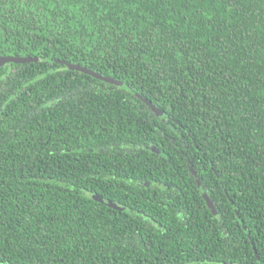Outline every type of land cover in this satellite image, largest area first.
<instances>
[{"label":"trees","instance_id":"16d2710c","mask_svg":"<svg viewBox=\"0 0 264 264\" xmlns=\"http://www.w3.org/2000/svg\"><path fill=\"white\" fill-rule=\"evenodd\" d=\"M5 57L0 264H264V0H0Z\"/></svg>","mask_w":264,"mask_h":264},{"label":"water","instance_id":"95a60500","mask_svg":"<svg viewBox=\"0 0 264 264\" xmlns=\"http://www.w3.org/2000/svg\"><path fill=\"white\" fill-rule=\"evenodd\" d=\"M39 59L37 58H20V57H5V58H0V67L1 66H4L6 64H9V63H15V64H24V63H33V62H38ZM62 63V62H61ZM67 64V63H66ZM67 66L70 68V69H74V70H78V71H81L85 74H88L96 79H99V80H103L105 82H108V83H112V84H116V85H120V82L119 81H116L112 78H109V77H105V76H102L101 74L99 73H96L94 71H91L87 68H84L82 66H78V65H71V64H67ZM145 102L147 103V105H149L156 113H160V110H158L151 102L145 100ZM94 199H96L97 201L105 204L106 206L110 207V208H114V209H117V210H124V208L122 207H119L116 203L112 202V201H108V200H105L104 198L102 197H97V196H94L93 197ZM208 201V204L209 206L211 207V203L209 202V200L207 199Z\"/></svg>","mask_w":264,"mask_h":264}]
</instances>
